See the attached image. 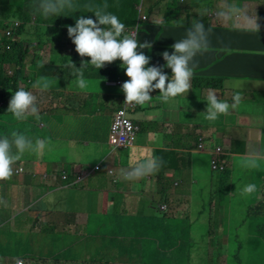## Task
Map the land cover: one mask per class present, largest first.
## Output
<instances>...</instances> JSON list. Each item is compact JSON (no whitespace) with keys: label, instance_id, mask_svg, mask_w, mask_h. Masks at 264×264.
I'll list each match as a JSON object with an SVG mask.
<instances>
[{"label":"crops","instance_id":"obj_1","mask_svg":"<svg viewBox=\"0 0 264 264\" xmlns=\"http://www.w3.org/2000/svg\"><path fill=\"white\" fill-rule=\"evenodd\" d=\"M217 1L219 8L212 10L204 7L197 13V19L205 20L208 23L206 29H211L210 49L195 57L197 67L189 93L169 103H162L156 98L159 95V90H156L150 93L153 97L151 102L130 110V117L139 126L134 146L108 149L101 163L102 170L99 171H94L93 166L95 154L100 150L97 137L102 120H112L116 110L125 104L121 85L128 77L121 67L122 63L114 61L101 69L91 65L83 68L87 86L82 89L72 75L76 69L66 65L71 61L79 68L85 57H80L75 45L69 46L71 53L58 51L55 46L59 41L61 46L64 37L72 42L65 32H68V26L74 24L66 23L61 36L57 38L54 35L51 46L55 48V53L49 49L42 50L32 66L24 63L27 51L23 49L20 39L25 31L20 33L24 73L18 82L10 80L4 88L0 86L1 96L7 98L13 94L26 76L24 84L34 96L41 98L40 105L49 111V119L80 120L76 131L85 138L69 142L71 146L66 154L43 155V148L36 154H28L32 158L22 159L19 165L25 171L10 179L11 187L3 189L0 186V236L4 234L8 238V243L3 240L6 246L24 248L18 261L23 260L24 264H80L85 260L86 252L78 256L72 249L68 234L79 232L82 242L87 244L90 215L108 216L118 205H121L118 212L120 222L109 227L99 217L100 223L94 234L110 232L117 227L121 232L136 230V226L140 225L141 231L150 236L160 233L161 248H174L177 241L195 238L186 232L198 222V216L205 214L207 205L214 207L217 221L219 211L221 216L224 208L223 201L236 189L235 184L239 186L246 180V183L256 185V190L248 199L251 201L248 210L256 200L252 201L254 196L263 199L264 162L258 161L255 168H246L244 163L245 158L264 149L263 122L258 120L259 117L264 118V107L259 110L247 105V92H250L253 101L255 93L260 92L264 96V51L262 48L254 51L255 48L264 47V36L255 32L251 20L245 22V26L237 23L231 10L220 0ZM174 3L167 20L172 24L168 25L164 19L155 24L165 29L162 36L154 38L155 45L147 28L138 33L139 43L146 40L152 43L151 49L143 50L145 55L151 57L149 66L166 65L162 53L168 51L171 54V46L183 38L191 26L192 22L183 23V17L191 13L190 8L184 6L185 2L179 5L174 0ZM217 11L223 14L222 20L211 17ZM31 38L44 43L40 42L42 36L38 33L31 35ZM249 44L247 49H241ZM254 53L256 55L251 60ZM164 71L172 75L171 69L165 67ZM235 71H241L244 77H236ZM37 81L38 86L33 87ZM209 89L215 90L229 103L233 95L239 93L243 100L235 108L236 113L230 110L219 123L217 120H206L203 113L207 107L205 97ZM45 91L57 93L58 99L54 98L52 103L46 102L42 99ZM36 118L30 116L20 121L10 116V123L13 128L27 130L34 138L48 136L45 143L57 142L59 139L52 128L31 130L35 128L32 123L36 122ZM38 119L42 120L44 116ZM4 122L8 127L6 118ZM104 133L107 138L109 129H105ZM201 137L204 138V148L199 150ZM218 147H224L223 151L227 153L218 156L228 165L226 170L229 172L226 174L221 173L224 171H214L211 166ZM62 148H51L48 154L57 153ZM137 153L148 155L143 164L153 159L162 161V164L149 175L133 180L123 179L122 173L135 169L130 156ZM108 169L113 173L109 174ZM174 174L178 181L172 192H168L166 184ZM63 176L68 178L65 180ZM149 176H154L157 184H150ZM78 177L82 180L78 181ZM238 190L240 192L239 187ZM189 194H192L190 199ZM154 200L161 201L154 203ZM142 215L145 217L140 218ZM164 220L167 223L162 225ZM63 230L67 232L65 236L61 235ZM134 240L139 241L136 235ZM140 255L142 258L162 255V252H158V241L141 250ZM2 256L12 263L18 262ZM139 262L142 263L143 259Z\"/></svg>","mask_w":264,"mask_h":264},{"label":"rangeland","instance_id":"obj_2","mask_svg":"<svg viewBox=\"0 0 264 264\" xmlns=\"http://www.w3.org/2000/svg\"><path fill=\"white\" fill-rule=\"evenodd\" d=\"M21 1L22 0L18 2ZM90 1L91 0H83L81 2H77L75 5L79 8H85L86 4H88ZM123 1L124 0H96L98 8H102L103 6L107 5L105 11L117 12L122 18L128 19H134L136 16H138L139 8H141L143 15H146L148 13V6H152L154 1L161 3V7L155 8L154 14L151 18L156 23L161 22L163 19L166 20L169 18V8L174 3V0H169V3L164 0H145L143 5L142 0H131L134 7L124 9L121 7V3ZM177 1L180 2V0ZM220 1L223 5L227 6L229 10H231L237 19V23H241L243 26H245V22L251 20L255 32H259L258 35L264 36V0ZM184 2V6H188L191 10L189 16L183 17L184 24L192 22L194 18L197 19V13L200 7H210L212 10L220 7V3L218 4L217 0H184ZM173 5L176 4L174 3ZM234 7L236 9H234ZM24 9L27 14L24 12L22 16H12L6 21V23H10V21L14 19L28 17L30 24H34V26H29L28 24L25 25V33L20 39L23 49L27 51L24 63L28 66H32L33 62L36 61L42 50L44 51L49 49L55 53L56 50L54 47L52 48L51 41L54 35L57 38L61 36V31H64L65 24L62 23L61 25H58L56 29H52L54 26H56L55 22L58 17L51 19V16H47V19H44L38 13H33L34 7L32 5L31 7H24ZM62 17H67L69 23L74 24L75 26V22L72 20V18L75 19L77 17L76 13L71 14L67 11V14ZM203 23L205 26H208V23L205 20ZM167 24L171 25L172 23L167 21ZM257 24L260 26L259 29L256 27ZM37 27L39 28L38 30H36ZM3 31L4 30H0V37L3 35ZM127 32H131V30H128ZM28 33L30 35H28ZM35 33H38L42 36L40 42H44L43 44L32 40L31 35ZM65 33L66 36H68V32ZM70 45L74 46V44H72V42L65 37L62 38L61 46L60 41L59 43L55 44L56 49L58 51L61 50L64 53H71L69 48ZM250 45L251 44L243 46L241 49H247L250 47ZM259 48H262V51H264V47L255 48L254 51H257ZM254 55H256V53L251 56V60ZM88 59L89 57H85V61H88ZM116 61L122 63V61L119 59ZM234 75L236 77H244L241 71H235ZM22 81L23 82L19 85V87L25 88V81ZM247 94L248 106L253 105L259 110L264 107L263 95L255 93V98L253 101V97L250 92H247ZM35 97L36 103L40 105L41 98H38L37 95H35ZM54 98L58 99L57 93L55 92L45 91V93L42 94V99H44L46 102H53ZM242 100L243 97L241 102ZM42 111L43 109L39 110L38 112ZM231 113H236V110H231ZM258 114L261 115V113ZM109 115L112 116L113 114ZM225 116L226 115H221L217 119V123H219L220 119ZM0 117L5 116L4 114H0ZM258 120L263 122L262 130L264 131V118L259 117ZM52 123L54 125L52 130L55 132V135L59 140L57 142L48 141L45 143L42 152L43 155L46 154L49 156L66 154L70 150L71 144L69 142H75L76 140H82L85 138L82 133L76 131L80 124V120L64 118L52 120ZM112 127L114 129H118L114 124L113 119L102 120V125L98 131L97 137V143L100 147V150L95 154V162L93 167L100 165L104 159L105 152L108 149H111L110 129H112ZM37 129H43L42 125L37 128H32L31 130L34 131ZM105 129H109V135L107 138L104 133ZM47 137L48 136H45V139ZM228 144L229 143H227V145ZM56 146H63L64 148L59 150L57 153L48 154V150ZM218 148L222 152L223 156L227 154L223 151L224 147ZM145 158H147V156H143L141 153L132 154L130 156V160L134 162L137 167L141 165V162ZM262 161L264 162V160ZM262 179H264V171ZM9 180L10 178L7 179L2 185L3 189L11 187ZM177 181L176 174H174L173 177L167 181L166 187L168 192H172ZM149 182L152 185L157 184V180L154 176H149ZM230 184L233 183L230 182ZM245 184H247L246 180H243L239 186L235 184L236 189L233 190V193L228 198L224 199V208L221 212L218 224L216 221L214 207L207 205L204 210L205 214L198 216V222L191 225V227L186 232L188 235H194L195 238L193 240L177 241V246L174 248H161V240H159L161 238L160 233L152 234L150 236L141 231L140 225L136 226V230H127L125 232H121V229L117 227L115 230L110 232L106 231L104 233L94 234L100 223L99 217L103 219L105 224H109V227H112L120 222L118 212L121 210V205H118L114 210H112L111 214L108 216L90 215V223L87 230V232L90 234V238L87 244L82 242L79 232L68 234V239L70 240L73 251L77 252L78 256H80L84 251L86 252L85 260H83L80 264H264V230H258L256 227L257 221L247 215V206L251 202L248 201L250 195H244L238 190V187L241 190ZM258 187L261 190L260 184ZM191 195L192 194H189L188 199H190ZM214 195L217 197V191L214 192ZM257 198L258 195L254 196L252 201L256 199V201L259 202L261 200ZM157 201L161 200H154V203ZM119 204L122 203L119 202ZM150 212L151 210H149V213ZM145 215L140 216V218L145 217ZM231 220H233V222ZM166 223L167 222L164 220L162 225H165ZM231 223L232 225L228 230V226ZM127 226L133 227L132 225ZM261 227L264 228V225L258 226V228ZM66 233L67 232L64 230L61 231V235L63 236H65ZM135 235L139 239L138 242L134 240ZM3 240L8 243V238L4 234L0 236V264H13L11 260L3 257L2 255H6L12 260H17L18 258L22 257L24 248L6 246V243H3ZM155 241H158V250L162 252V255L142 258L140 255L141 250L148 248L150 244ZM5 247H8V249ZM215 248L219 250V255L217 259H212ZM140 259H143L142 263L139 262Z\"/></svg>","mask_w":264,"mask_h":264},{"label":"clouds","instance_id":"obj_3","mask_svg":"<svg viewBox=\"0 0 264 264\" xmlns=\"http://www.w3.org/2000/svg\"><path fill=\"white\" fill-rule=\"evenodd\" d=\"M72 7L73 0H36L34 11L47 17ZM106 7L107 5L94 10L95 20L91 17L80 16L76 19L75 26H68V36L75 45L76 52L81 58H91L90 62L82 59L79 68L71 61L66 65L76 69L72 75L76 77L75 83L77 86L82 89L87 86L82 71L83 68L91 65L101 69L106 64L119 59L122 61L121 67L128 77L121 85V91L125 95V104L133 105L129 108V112L136 109L137 105L151 102L153 97L150 93L156 90H159V95L156 98L162 103H169L176 97L189 93L191 80L197 67L195 57L209 51L211 29H206L202 20L194 18L191 26L186 30L185 36L171 46L173 49L171 54L168 51L162 53L166 65L149 66L151 57L145 55L143 50L151 49L152 43L147 40L144 43H139V29L127 32L125 24L113 13L105 11ZM201 8L204 7L199 9ZM222 15L217 11V14L211 17L219 21L223 19ZM16 22L19 23V26L14 28ZM256 27L259 29V24ZM20 28L21 22L12 20L5 30L6 39L11 40L15 35L20 37ZM9 30L13 31L10 37L7 36ZM6 48L10 50L11 45H6ZM165 67L171 69V76L164 71ZM38 84L39 81L35 82L33 87H37ZM25 86V88L18 86L17 90L13 92L8 105L10 116L20 121H24L30 116H38L39 110L37 108H40V105L36 103V97L29 91L27 84ZM1 87L4 88V86ZM259 94L261 93L259 92ZM241 99L242 96L237 93L233 95L232 102L229 103L227 100L222 99L215 90L209 89L205 97L207 107L203 113L204 118L210 122H215L221 115H227L230 110H234L241 103ZM44 140L45 137L40 135L33 143L32 139L18 131L11 132L10 136H0V186L7 179L16 177L25 171V168L19 167L22 164L21 160L32 158L25 154V151H36L38 153L45 146ZM111 147L114 148L112 145ZM143 156H147V158L141 162L140 166L137 167L133 162L135 169L121 174L123 179H138L154 172L162 164V161L155 159L143 164L149 158L148 155ZM260 160H264V149L245 158L244 167L255 168ZM99 169L102 170L101 164L96 165L94 171H99ZM107 171L109 174L113 173L110 169ZM67 178L68 176H63V179L66 180ZM255 190L256 185L249 182L240 191L244 195H250ZM158 252L160 253L159 250Z\"/></svg>","mask_w":264,"mask_h":264},{"label":"trees","instance_id":"obj_4","mask_svg":"<svg viewBox=\"0 0 264 264\" xmlns=\"http://www.w3.org/2000/svg\"><path fill=\"white\" fill-rule=\"evenodd\" d=\"M18 1L20 0H0V30H4L3 35L0 37V86H5L10 80H14L18 82L20 80V76L24 73V69L22 66V63H23L22 59H23L24 51L21 50V45H20V40H19L20 37L19 35H15V37L11 40L6 39L5 30L8 28L10 24V23H6V21L9 20L12 16H22V14L25 12L24 7L25 8L27 6L31 7V5L35 7L36 0H22L21 2H18ZM81 1L83 0H73V7L71 9H64L55 15H50L51 18L54 19L58 17L55 22L57 25H61L62 23L64 24L69 23V21L67 20V17H62L66 15L68 11V13L77 14V17L76 18L74 17L75 19L72 18L74 22H76V19L79 18L80 16H84L85 18L91 17L95 20L96 17L93 12L95 9L98 8L96 0H91L88 4H86L85 8H79L75 4ZM150 1H154V0H150ZM164 1H167L169 3L171 0L170 1L164 0ZM144 2L145 0H142L143 5H144ZM183 2L184 0H180L178 4L181 5ZM121 7L124 9H129V8H133L134 5L131 0H124L121 3ZM148 7H149L148 13L146 15H143L141 8H139V15L136 16L134 19L122 18L117 12H111V13L116 15L120 19V21L125 24L126 26L125 29L127 31L131 30V32H133L138 28L141 33L142 30L147 28L150 31L149 36L152 39L151 42L155 45L154 38L156 36H162L165 32V29L163 26L155 25L156 22L151 19L154 14L155 8L161 7V3L154 1V4ZM33 13H37V12L33 11ZM25 14L27 13L25 12ZM171 14H172V5L169 8V16ZM39 15L43 17L44 19L47 18L43 16L42 14H39ZM14 20H18L21 22V28L19 30L20 33L23 30H25L26 24H28L29 26H34V24H30L28 17L14 19ZM167 20L168 18L165 21ZM28 35L30 34L28 33ZM8 44L11 45L10 50H7L6 48V45ZM23 80L26 81V76L24 77ZM11 97H12V94L8 95L7 98H3L2 96L0 98V114H4L5 116V117H0V129H1L0 136H5V135L10 136L11 132L18 131V132L25 134L27 137L32 139L33 143H35L37 138H34L30 134V132L22 128L12 127L13 124L10 123V114L8 112V105H9V101ZM37 109L38 110L43 109V111L38 112V116L34 120L36 121V124L33 122L32 126L37 128L39 127V125H42L43 129H47V127L48 129L54 128L52 120L49 119V111L43 105L42 106L40 105V108H37ZM40 116H44V119L42 120L38 119V117ZM4 118H6L8 122V127H5ZM31 153L36 154L37 152L36 151H25V154H31ZM227 172H229V170H226L221 173L226 174ZM247 215L257 221L256 227L258 230L259 229L264 230L263 227L258 228L259 225L261 226L264 225V197L259 202L255 200L253 204L250 205V208L247 211ZM219 220H220V211L217 215V222H219ZM231 221L233 222V220ZM231 225L232 223L229 224L228 230L230 229ZM218 255H219V250L215 248L214 254L212 255V259H217ZM15 264H18V263H15Z\"/></svg>","mask_w":264,"mask_h":264},{"label":"built area","instance_id":"obj_5","mask_svg":"<svg viewBox=\"0 0 264 264\" xmlns=\"http://www.w3.org/2000/svg\"><path fill=\"white\" fill-rule=\"evenodd\" d=\"M145 19V17H144ZM19 23L14 24V28H17ZM137 30V29H136ZM135 30V31H136ZM13 31H7V36H12ZM9 48V47H8ZM132 104H124L121 109H118L114 116L113 122L118 129H110V144L117 149L127 148L134 146L137 135L139 132V126L134 122V120L129 115V108L132 107ZM204 148V138L199 139L198 149L202 150ZM222 155V152L219 148L216 149V152L211 160V166L214 171H225L228 167L227 163L220 161L218 156ZM78 180H82L81 177H78ZM18 264H24L23 260H19Z\"/></svg>","mask_w":264,"mask_h":264}]
</instances>
